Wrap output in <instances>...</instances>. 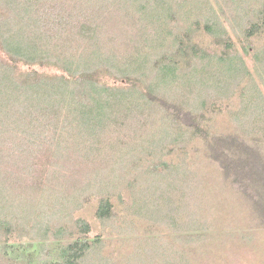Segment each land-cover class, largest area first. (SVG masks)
Wrapping results in <instances>:
<instances>
[{
  "label": "trees",
  "instance_id": "16d2710c",
  "mask_svg": "<svg viewBox=\"0 0 264 264\" xmlns=\"http://www.w3.org/2000/svg\"><path fill=\"white\" fill-rule=\"evenodd\" d=\"M146 1L151 5L164 6L162 0H0V53L4 56H0V174L3 170H12L13 174L7 175L13 177L17 174L14 182L22 179L29 182L38 177L35 174L40 170L36 165L41 156L49 154L52 178H60L66 167L64 163L74 162V156L80 153V158L86 161L82 164H87L86 168H97L101 176L99 164L104 167L115 156L120 159L141 147L150 148L158 135L163 139L176 132L178 136L179 133L188 135L185 132L187 128L181 122L183 113L176 116L178 112L175 108L165 106L163 112L169 120L163 125L164 132L160 129L150 131V119H147L149 115L145 116L143 110L144 102L135 103L132 100L142 101L148 94L141 85V78L147 73V56L143 57L144 50H141L137 42L139 34L151 24L147 20ZM250 1L224 0V3H233L234 9L249 16L252 12L254 16H248L249 20L242 30L247 42H250L245 43L242 50L246 56L254 49L250 40L255 36L264 37V0H256L258 4L254 6V10L245 7L250 6ZM178 2L182 7L191 3L190 0ZM221 2L223 1L205 0V6L200 10L205 17L204 29L213 37L212 45L223 43L227 51H223L217 58L218 63L216 61L214 64L212 59L211 64L195 71L192 76L186 74L181 83L184 86L191 80L202 82V85H190L187 88L190 97L193 95L194 99L196 96L192 104L193 109L196 107V112L199 113L206 109V100L200 99L203 97L202 90L211 89L212 93H222L232 98L243 81L242 70L248 76L252 75L245 64L246 58L237 51L235 54L230 52L232 40L221 24V15L224 14ZM214 5L218 7L214 8ZM171 10V6H168L165 11L169 13ZM167 17L175 18L172 12ZM135 24L139 26L136 27ZM200 27L202 23L198 19L192 21L189 38L191 31ZM166 31L165 28L161 33V45L166 40ZM183 41L176 35L175 54L164 55L156 62V67L159 68L157 77L169 82L168 86L175 85L180 79L177 71L180 70L181 62L176 57L181 53L185 54L186 49H192L194 55H201L202 59L214 57L215 52L210 48L199 50L194 45L185 47ZM259 49L255 48V56L257 60L264 62V50ZM151 56L155 54L148 55L149 58ZM22 66L30 69L36 66L56 68L62 74H41L29 69L28 72H22ZM113 71L120 76V81L127 82V87L113 88L102 82L101 76L104 74L115 77ZM255 72L259 79L248 80L245 88L243 87V110L234 116V122L246 129L244 134L250 148L239 145L236 140L233 149L239 147V150H235L237 159H221V169L227 176L234 178L233 190L248 200L249 197L253 199V217L264 216V206H260L264 201V163L258 155L256 160L263 163L261 168L248 166L243 162L252 159L253 148L259 151L264 147V72L258 66ZM236 82V89L231 95L229 91ZM150 90L152 87H149L148 91ZM179 90L181 91V87ZM181 94L187 97L186 93ZM153 98L155 97L152 95L150 99ZM198 101L201 103L199 107L195 106ZM185 103L187 101L183 99L181 106L185 107ZM202 118L205 116L202 115ZM198 127L192 134L189 133L191 139L203 134ZM146 128H149V132ZM217 136L214 135L213 139L221 145L224 135ZM221 149L222 146H219L217 151L222 157L225 151L222 153ZM6 159L10 163L7 168L1 164ZM161 165L165 169L170 167L166 163ZM156 167L158 169V165ZM175 170V186L158 187L159 193H153L148 199V208L154 206L153 209L150 208L151 218L160 225L166 223L173 228L175 246L170 242L163 244L157 237L154 238V246L161 245L157 247L160 252L165 248V260L162 264H196L191 258L194 251L191 244L199 245L202 240L208 239L217 248H221L225 234L220 227L207 230L191 225L189 214L194 209L193 204L197 205L200 199L205 200V196L202 195L201 198L198 192L194 198L201 185L198 186L200 179L194 181L192 170L179 167ZM46 171H41L45 174L42 180L47 179L49 171ZM6 186L10 187L6 179H0V233L5 236L12 234L14 230V220L9 219L6 206ZM170 188L173 189L171 192ZM209 191L210 188L207 187V197ZM9 197L12 199V196ZM66 202V196H57V205L63 208ZM133 208L139 211L142 207ZM42 209L41 216L44 212ZM112 216L111 198L108 195L101 196L96 217L105 222ZM51 222L52 219L43 217L37 220L43 240L57 239L67 232L66 226L51 227ZM74 229L76 231L71 235V240L61 247L60 261L53 264H81L96 249L100 250L95 247L102 244V238L90 240L88 234L92 231V226L85 219L76 220ZM14 249V245L0 246V264L17 263L16 258L12 257ZM95 254L100 253L97 251ZM90 262L93 263L92 260Z\"/></svg>",
  "mask_w": 264,
  "mask_h": 264
},
{
  "label": "rangeland",
  "instance_id": "374dc122",
  "mask_svg": "<svg viewBox=\"0 0 264 264\" xmlns=\"http://www.w3.org/2000/svg\"><path fill=\"white\" fill-rule=\"evenodd\" d=\"M162 1L164 3L162 7H159V4L151 5L152 3L146 1L147 20L151 24L139 34L137 42L141 50H144L143 57L144 55L147 56V73L144 77L138 76V78L142 79V89L148 92V97L146 95L142 101L140 99L132 100L135 103L144 102L143 110L145 116L149 115L147 119H150V131L160 129L164 132L163 125L169 120V117L163 112L165 106V108H175L178 112L176 116L183 113L181 122L187 128L185 132L188 135L189 133L192 134L197 126L201 128L203 134L197 135L194 139L184 133L181 135L179 132V136L176 132L175 135H171L167 139L158 135L156 138L161 142L156 140L150 148L141 147L120 159L115 156L113 161L104 167L99 164L101 176L97 168L90 169L91 166L86 168L85 165L87 164H82L86 161L80 158V153L75 156L71 154L75 157L74 162L64 163L66 167L62 170L60 178L57 176L52 178L49 154L41 156L36 165V168L39 167L40 170L35 174L38 177L30 179L29 182L22 179L16 183L14 177L17 174L9 177L7 174H13L12 170H3L0 179H6L10 186H6L5 197L9 219L14 220V230L12 234L7 236L0 233V246L5 244L15 246L16 250L14 249L15 252L12 251V257L16 258V264H53L59 262L61 247L71 240V235L76 231L74 229L75 222L80 218L85 219L92 226V231L88 234L91 241L98 237L102 238V244L95 247L100 248V250L96 249L81 264H106L109 261L111 262L109 264H136V262L138 264H152V262L162 264L165 260V256H163L165 248L160 252L158 248L161 245L154 246L156 240L154 238L157 237L163 244L170 242L171 245L175 246L172 235L174 230L168 224L160 225L159 222L151 218L150 208L153 209L154 206L148 208V199L153 193H159L158 187L175 186V168L178 167L192 170L194 181L197 182V178L200 179L198 186L201 185V187L196 190L194 198L199 194L198 192H200L201 198L202 195L205 196V200L200 199L197 205L193 204L194 212L191 211L189 214L191 225L196 226L197 229L206 228L207 230L220 227L222 228L221 232L225 234L222 238L221 248H217L208 239L202 240L203 242L199 245L191 244L194 249L191 254L192 260L196 264H264V216L256 215L253 217L251 212L253 199L249 197L248 200L235 192L232 185L234 178L227 176L221 169L222 160H229L230 157L237 159L235 150H239V147L233 149L234 144L237 143L236 140L239 145L247 146V149L250 148L244 134L246 129L234 122V116L243 110L244 100L241 91L243 87L245 88L248 80L259 79L255 68L258 66L259 70L264 72L262 69L264 62L257 60L255 56V48H260L259 51L264 50V37L255 36L256 38L250 40L254 49L246 56L242 50L245 43L250 44V42H247V37L242 30L249 20V15L234 9L233 3H224L222 0L224 14L221 15V24L232 40L230 52L235 54L237 51L246 58L245 64L248 70L252 71V75L248 76L249 74L247 75V72L242 70L241 79L243 81L238 85L239 91L233 95L237 82L229 91L233 95L232 98L222 93H212L211 89L205 88L202 90L203 97L200 99L206 100V109L200 113L196 112V107L193 109L194 104H192L196 96L194 99L193 95L190 97L187 94V88L190 85H202V82L195 79L197 82L191 80L184 86L181 83L185 80L186 74L192 76L195 71L202 70L213 60V63L216 64L217 58L222 55L223 51H227V48L223 43L213 46V37L204 29L205 17L200 9L205 6L203 3L205 0H190L191 3L184 7L180 5L178 0ZM249 4L250 6L245 7L248 10H254V6H257L258 3L256 0H251ZM168 6H171V12L175 18L167 17V14H171V12L165 11ZM215 7L218 6L214 5ZM250 14L249 17L253 18L252 12ZM197 19L202 23V27L191 31L189 38L188 32L191 22ZM139 24H135L136 27ZM165 28L167 30L165 32L166 40L161 45L160 41L163 40L161 33ZM176 35L184 40L185 47L194 45L199 50L210 48L215 54L214 57L202 59L201 55L195 56L192 49H186L185 54L181 53L176 57V60L181 62L180 70L177 71L180 79L175 85L168 86L169 82L158 79L157 71L159 68L156 67V62L164 55L175 54L177 48L174 43ZM154 46L159 47L155 49ZM153 53L155 56L149 58L148 55H153ZM0 56L4 57L1 53ZM20 68L22 72H28L29 69L37 70L41 74H62L56 68L40 66L31 69L27 66ZM113 72L116 74L115 77L109 74L101 76L102 82L113 88L127 87V82L120 81L117 72ZM149 87H152V90L148 91ZM179 87H181V91ZM181 92L186 93L187 97H183ZM152 95L155 98L150 99ZM183 99L187 101L185 107L181 106ZM200 101L195 106L199 107ZM202 115L205 118H202ZM169 116L172 118L171 115ZM146 131L149 132V128H146ZM214 135H218L217 137L224 135L222 136L223 140L220 141L221 145L213 139ZM146 140L147 136H145ZM219 146H222V153L225 151L222 157L217 151ZM250 150L255 152H253L254 154L251 153L252 155L248 152L252 159H247L249 162L246 160L243 162L248 166L261 168L264 163V147L259 151L254 148ZM240 153L244 155L243 152ZM257 155L260 156L258 158H262L263 163L256 160ZM231 158L230 160H232ZM162 163L169 164L170 167L165 169L161 165ZM1 164L7 168L10 163L6 159ZM156 165H158V169ZM44 170H47L46 173L49 172L46 175L47 179L42 180L45 174L41 171ZM9 171L11 173H8ZM207 187L210 188V193H207L208 197L205 195ZM172 190L170 188L169 192ZM61 194L67 198L63 208L57 205V196ZM106 195L111 198L113 216L103 222L96 217V212L99 199ZM9 196H12V199ZM0 204H2L1 201ZM240 205L242 206L240 207ZM133 206L142 208L138 211ZM260 206H264V201L261 202ZM41 209L45 212L42 216L40 215ZM40 216L52 219L51 227L66 226L65 235H61L57 239L43 240L42 231L38 229L37 224V220L41 219ZM97 251L100 254H95ZM91 260L93 263L90 262Z\"/></svg>",
  "mask_w": 264,
  "mask_h": 264
}]
</instances>
